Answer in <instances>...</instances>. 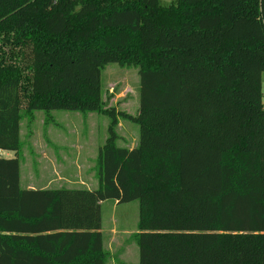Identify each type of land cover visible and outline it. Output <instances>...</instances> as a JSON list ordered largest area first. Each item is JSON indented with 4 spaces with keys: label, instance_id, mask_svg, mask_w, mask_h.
Returning <instances> with one entry per match:
<instances>
[{
    "label": "trees",
    "instance_id": "16d2710c",
    "mask_svg": "<svg viewBox=\"0 0 264 264\" xmlns=\"http://www.w3.org/2000/svg\"><path fill=\"white\" fill-rule=\"evenodd\" d=\"M108 64L139 68L135 116L102 108ZM263 73L264 0H0V150L23 106L109 119L95 189H21L0 158V264H105L106 200L138 201V264H264Z\"/></svg>",
    "mask_w": 264,
    "mask_h": 264
},
{
    "label": "rangeland",
    "instance_id": "374dc122",
    "mask_svg": "<svg viewBox=\"0 0 264 264\" xmlns=\"http://www.w3.org/2000/svg\"><path fill=\"white\" fill-rule=\"evenodd\" d=\"M176 0H159L167 6ZM139 68L108 64L101 71V99L103 109H114L135 116L139 108ZM264 99V78L262 83ZM20 122L21 150L16 156L20 163L21 189L85 188L95 189L97 154L107 137L109 119L104 114L54 110L28 113L22 108ZM116 142L118 147L137 146L138 126L118 118ZM0 152V158H7ZM138 201L118 204L114 200L101 203V233L104 249L113 256L129 245L128 258L138 261V248L133 239L137 232ZM134 247V248H133ZM110 259V255L107 260ZM106 263L107 264V261Z\"/></svg>",
    "mask_w": 264,
    "mask_h": 264
},
{
    "label": "crops",
    "instance_id": "0c3cea01",
    "mask_svg": "<svg viewBox=\"0 0 264 264\" xmlns=\"http://www.w3.org/2000/svg\"><path fill=\"white\" fill-rule=\"evenodd\" d=\"M263 78H264V73L262 74V83H263ZM262 102L264 104V99L262 100ZM0 152H2V151L0 150ZM2 153L3 154L5 153V155L7 156L8 159L11 158L9 156L10 155L9 152H2ZM109 246L110 245L107 242V248L109 249V252L104 249L108 253V257L110 255V259L107 260L108 261L107 264H138V261H137V263H135V251H134V249H133L134 259L130 260L128 258V256H129L128 253H130L129 245H128V248L127 247L120 248L118 250L117 254H115L116 256H113V253L111 252L112 249ZM103 248H104V245H103Z\"/></svg>",
    "mask_w": 264,
    "mask_h": 264
}]
</instances>
